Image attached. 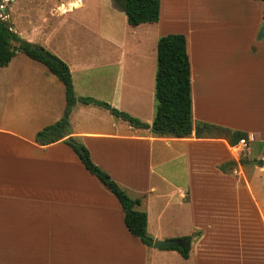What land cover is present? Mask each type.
I'll list each match as a JSON object with an SVG mask.
<instances>
[{
	"label": "crops",
	"instance_id": "obj_1",
	"mask_svg": "<svg viewBox=\"0 0 264 264\" xmlns=\"http://www.w3.org/2000/svg\"><path fill=\"white\" fill-rule=\"evenodd\" d=\"M27 1L39 8L40 0ZM171 2L162 0L158 23L138 26L144 29L138 40L145 44L144 58L128 67L122 54L104 63L115 68L114 74L102 75L110 76L108 86L102 83L96 92L97 78L88 75L83 83L92 89L85 87L81 95L94 96L152 125L157 73L152 58L164 36L159 27L161 16ZM72 3H61L57 10L62 14L71 11L70 4L79 6V2ZM110 7L123 12L113 0ZM211 19L216 16L198 15L188 21L187 31L181 28L191 65L194 131L190 137H155L150 129L134 128L101 107L82 103L74 106L70 116L71 136L87 147L92 161L129 196L142 199L138 210L147 213L151 237H192L190 258L184 259L177 250L147 246L132 236L119 200L87 171L69 145L36 142L38 129L59 121V116L51 120L46 112L38 111L45 109L50 94L41 91L20 98L21 94L12 91L0 98L1 109L2 101L11 109L9 115L0 113V264H155L153 259L188 264L220 259L223 264H245L264 259V167L259 165L264 158L256 164L247 153L249 164L243 165L244 151L238 144L231 146L219 130L201 138L196 135L197 127L210 124L247 134L249 150L254 142L264 143V38L259 39V29L250 30L252 44L243 48L242 40L229 38L235 32L209 28ZM108 20L114 23V15ZM260 22L264 23L263 11ZM29 26L33 28L31 21ZM14 29L25 40V34ZM97 35L113 47L121 45L107 28H99ZM27 41L36 44L31 36ZM69 66L73 79L75 71L90 72L98 65ZM226 79L231 89L226 98L232 101L222 119L216 114L221 110L218 96L224 98L220 88ZM248 84L251 88H245ZM65 102L63 115L66 93ZM9 120L14 124H5ZM215 236L217 243L210 240Z\"/></svg>",
	"mask_w": 264,
	"mask_h": 264
},
{
	"label": "rangeland",
	"instance_id": "obj_2",
	"mask_svg": "<svg viewBox=\"0 0 264 264\" xmlns=\"http://www.w3.org/2000/svg\"><path fill=\"white\" fill-rule=\"evenodd\" d=\"M172 1L173 2L169 5L166 3L164 14L161 16L159 27L161 30L160 32L164 36L173 33L183 34L184 31H181V28H186L187 31L188 21H194L198 15H214L216 16V19L208 20V27L226 29L228 32H235L236 35L229 36V38L233 39L236 37L238 40H242L243 48L247 44H252L251 36H249L250 30L259 29V39L264 38L261 36L264 23L260 22L263 11V3L260 1ZM71 2H79V6L74 7V5L70 4L71 11L62 14L57 10V7L60 6L61 3L69 5ZM110 2L112 3V0H40L38 8L36 4H31L27 0H0V20L7 22L13 31L15 30V27L17 30H21L25 34V40L23 41L28 42V36H31L36 43V48H42L50 52L64 61L68 66L69 64L73 66L78 64L82 65L85 62L96 63L98 65L90 72H74L73 80L75 81L76 98L78 96L77 103L81 105L82 102L80 100L82 98H89V95H81L85 87L86 89H92V87H89L86 84L88 81V78L85 79L86 76L89 75L90 78H97L96 82H98V84L95 85V91L97 92L99 86H102V83H105L102 87L108 86L110 76H108L107 79L102 75L114 74L113 70L115 68L113 65L109 64L106 66L104 63L119 59L122 54L125 61H128L126 66L128 67L131 66L132 62L141 61L145 56L146 48L143 49L142 47L145 44L138 42V40H142L141 38H143L144 29L128 26L125 13L118 10H112ZM252 3H254L255 6ZM41 5H43V7ZM259 5H261L262 9H260ZM170 6L172 7V10L169 12L167 9ZM14 13H18V15H13ZM109 15H114V23H109ZM30 17L33 19H29ZM30 21L31 24H33V28L32 26H29ZM204 26L205 25H201V27ZM101 27H104L105 29L107 28V31L118 39L122 46L118 45V48L113 47L106 41L100 39L97 35V31ZM31 28L33 29L32 31L30 30ZM27 32L31 33L26 36ZM21 36L22 34L19 35L20 38ZM20 45V42H13V46ZM138 45H140V47ZM155 52L152 61L155 62L157 66V49H155ZM44 73H47L46 75L50 77V83H48L49 80L44 76ZM44 77L46 78V84L43 79ZM84 80H86V83H83ZM222 85H224L225 88L221 86L220 91L224 95V98L217 95L221 110L218 112V115L216 114V117L223 119L226 117L225 112H228L227 110L230 107L229 105L231 104L230 101H232V99H229V101L226 98V95L231 91V89H229V81L226 79V81L222 82ZM251 86L252 84H248L245 88H251ZM236 88L238 89L239 85ZM12 91L21 94L22 96L20 98H26L27 96L25 95L29 93L39 94L41 91H44V94H50L51 97L47 99V105L44 104L46 105L45 109L38 111L42 114H45L43 112H46L51 120H53L55 116H59L58 120L63 117V110L66 105V88L64 85L57 77L50 75L42 64L30 60L25 54L18 51L8 67H0V98L3 95L10 94ZM93 97L90 98L94 99ZM22 102L27 101L23 100ZM5 104L6 103L2 101V109L0 107V113L3 112L5 115H9L11 109ZM84 105L98 106L95 104ZM106 110L107 109H105V112L108 111ZM5 124L12 125L14 123L13 120H9V122H5ZM41 130L42 129H38L36 131L37 134ZM248 150L244 151L242 158L247 161L246 165L249 164L247 153L250 157L252 156V159L255 161H257L258 158H264V143L261 144V142H254L250 144V153ZM246 170H248V168ZM261 183L264 185V178ZM261 194L264 198V192ZM216 219L217 216L214 217V221H216ZM149 236L151 235L149 234ZM217 238L218 236L210 237V240L217 243ZM262 241H264V235H262ZM156 262L161 264H188L185 263V261H179L178 263V261H171L169 259L160 261L153 259V263L156 264ZM204 264L223 263L222 260L216 259L214 261H206ZM237 264H243V262ZM245 264H264V259L247 262Z\"/></svg>",
	"mask_w": 264,
	"mask_h": 264
},
{
	"label": "trees",
	"instance_id": "obj_3",
	"mask_svg": "<svg viewBox=\"0 0 264 264\" xmlns=\"http://www.w3.org/2000/svg\"><path fill=\"white\" fill-rule=\"evenodd\" d=\"M115 5L127 16L128 24L138 27L142 24L159 22L161 0H113ZM262 1L264 0H257ZM264 20V8H263ZM20 42V46H13V42ZM42 49V48H41ZM24 53L29 58L44 64L48 70L57 76L65 85L67 106L63 117L53 125L45 127L35 137L37 143L47 146L57 142L69 145L78 155L89 173L96 176L112 194L119 200L124 214L125 225L132 236L139 238L147 246L154 247V238L148 234V217L145 211L138 210L142 199H133L129 194L101 167L96 165L87 147L76 137H72L70 116L77 98L75 96L72 74L69 66L51 54L37 48L20 37L11 26L0 20V67H6L17 54ZM157 73L155 101L156 112L152 125L142 122L128 113L120 111L109 103L100 102L92 98H82L84 104H95L107 109L113 116L119 118L134 128L150 129L155 137L187 138L194 131L191 97V65L187 53V39L184 34H168L161 37L157 45ZM219 130L231 146H236L240 140L248 135L240 131L218 128L210 124H201L196 129L197 137L208 135L212 130ZM247 161L241 159V164ZM264 167V160L259 161ZM187 240L183 248H170L180 252L184 259H189L192 249V237Z\"/></svg>",
	"mask_w": 264,
	"mask_h": 264
},
{
	"label": "water",
	"instance_id": "obj_4",
	"mask_svg": "<svg viewBox=\"0 0 264 264\" xmlns=\"http://www.w3.org/2000/svg\"><path fill=\"white\" fill-rule=\"evenodd\" d=\"M264 34V26H263V32ZM38 51H41V48H37ZM19 52V50H18ZM254 163H258L257 161H254ZM187 243V240L185 239H177V240H159L155 239L153 246L157 249H170V248H183Z\"/></svg>",
	"mask_w": 264,
	"mask_h": 264
},
{
	"label": "built area",
	"instance_id": "obj_5",
	"mask_svg": "<svg viewBox=\"0 0 264 264\" xmlns=\"http://www.w3.org/2000/svg\"><path fill=\"white\" fill-rule=\"evenodd\" d=\"M238 146L241 147V150L245 151L249 149V139H242L240 140V142L238 143Z\"/></svg>",
	"mask_w": 264,
	"mask_h": 264
}]
</instances>
